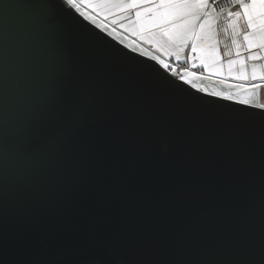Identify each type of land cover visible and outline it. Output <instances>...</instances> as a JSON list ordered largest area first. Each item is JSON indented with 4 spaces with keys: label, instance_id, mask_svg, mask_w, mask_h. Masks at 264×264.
<instances>
[{
    "label": "water",
    "instance_id": "95a60500",
    "mask_svg": "<svg viewBox=\"0 0 264 264\" xmlns=\"http://www.w3.org/2000/svg\"><path fill=\"white\" fill-rule=\"evenodd\" d=\"M60 28L96 99L107 102L106 139L56 196L34 191L22 168L0 166V264L84 261L100 248L141 264L171 258L181 243L210 258L258 257L264 127L243 119L258 105L180 84L177 72L85 15L61 17ZM56 62L37 26L0 33V101L18 113L5 139L0 103V144L10 152Z\"/></svg>",
    "mask_w": 264,
    "mask_h": 264
},
{
    "label": "snow or ice",
    "instance_id": "6c2138e0",
    "mask_svg": "<svg viewBox=\"0 0 264 264\" xmlns=\"http://www.w3.org/2000/svg\"><path fill=\"white\" fill-rule=\"evenodd\" d=\"M218 3L220 0H16L15 3L0 7V33L7 34L21 25H35L39 28L40 35L45 37L49 48L54 50L57 60L38 100L28 106L27 118L17 129L20 136L18 144L11 152L6 142L0 144V166L3 172L6 174L10 167H20L26 171L27 183L34 191L46 196H56L76 178L82 167L92 158L96 147L106 139V126L110 119L107 102L96 99L89 86L90 78L64 46L61 17L87 15L88 23L92 24V16L87 12H80L82 5L93 11L115 5L121 12L134 13V22L141 29L146 26L157 28L181 46H189L190 41L191 50L196 52L199 47L196 41L207 42L214 34L218 35L214 26L218 23V17L226 14L228 24L233 27V43L238 49L242 45L235 40V35L241 31L243 45L247 50L264 49V0H224L229 7L217 9L215 5ZM232 6H235V10ZM240 19L244 20L246 30L236 28ZM227 30L224 29L225 32ZM200 51L203 62L204 49L201 48ZM212 51L215 53L214 47ZM237 57L236 60L228 61L229 70L238 63L241 78L246 80L248 77L244 58L239 56V52ZM250 58L260 59L256 52ZM159 63L165 72H169V65L164 60ZM191 75L194 74L185 73L177 75L175 79L183 84ZM251 79L257 80L255 64L252 65ZM260 79L264 80V76ZM188 83L191 86L192 81L189 79ZM249 87L255 92L257 85L252 84ZM215 98H222V94L215 93ZM228 99L232 103L236 102L231 94ZM0 103L5 106L3 124L6 139L7 126L16 124L18 113L6 110V96ZM242 104L245 109L256 107L250 99H245ZM243 119L258 121L264 127V104L258 106L257 112L245 113ZM196 233L198 232L186 233L182 241L190 239ZM39 264L132 262L113 250L100 248L84 261L45 260ZM141 264H264V243L261 244L258 257L249 254L244 258H210L205 253L196 255L187 251L181 243L171 258L145 261Z\"/></svg>",
    "mask_w": 264,
    "mask_h": 264
},
{
    "label": "crops",
    "instance_id": "0c3cea01",
    "mask_svg": "<svg viewBox=\"0 0 264 264\" xmlns=\"http://www.w3.org/2000/svg\"><path fill=\"white\" fill-rule=\"evenodd\" d=\"M232 7L235 10V6ZM81 10L90 14L93 22L108 30L117 38L123 39L127 44H134L140 49V52L158 60L160 58L168 65L172 61L186 63L188 68L182 70V73H193L194 75L189 77L202 85H210V82L214 79H224L230 84L239 85V88L243 90H251L253 95L257 94L258 92L256 90L259 89L260 98H264V80L260 79L261 76H264V49L252 48L247 50L243 45L242 31L240 34L235 35V40L242 45L238 49L236 44L233 43V27L228 24L226 14L220 15L218 17V23L214 26L215 32L218 35L214 34L207 42L203 40L196 41L199 47L196 52H193L190 47V41L188 42L189 46H181L165 36L157 28L146 26L141 29L140 25L134 22V13L130 14L127 11L121 12L115 5L109 6L104 10L97 8L95 11L82 5ZM225 28L228 29L227 32L224 31ZM236 28L246 30L243 19L238 21ZM213 47L215 48V53L212 51ZM201 48L204 49L205 55L203 62L200 59ZM237 52H239V56L243 57L245 61L246 75L248 77L246 80L241 78L240 65L238 63L232 66L231 71L228 67V61L230 59H238ZM253 52L258 53L260 59L252 60L250 56ZM177 55H179V59H177ZM253 64L257 66L256 81H252L251 79ZM252 84L257 85L256 93L249 87Z\"/></svg>",
    "mask_w": 264,
    "mask_h": 264
},
{
    "label": "rangeland",
    "instance_id": "374dc122",
    "mask_svg": "<svg viewBox=\"0 0 264 264\" xmlns=\"http://www.w3.org/2000/svg\"><path fill=\"white\" fill-rule=\"evenodd\" d=\"M80 11L82 13H85L83 10H81V8H80ZM85 16L88 18L87 15H85ZM106 31H108V30H106ZM109 33H111V32H109ZM112 35L115 36L114 34H112ZM118 39L121 40L126 45H128L129 47H131V48H133V49H135L137 51L140 50L134 44H130V43L127 44L123 39H120V38H118ZM160 60H162V59L159 58V61ZM184 74H185V72L182 73V75H184ZM189 79L192 81L193 85L195 84L194 86H196L199 89H203L206 92L213 93V94H215V93H221L223 97H227V98H228L229 94H231L235 98V100L242 101V102L245 99H250V100H252V102L255 105H258V106H259V104H264V98H260V93H259L260 90L259 89L256 90L258 93L253 95L252 92H251V90H248V89L243 90V89L239 88V85L230 84L227 80H224V79L223 80H221V79H214L213 81L210 82L211 84L210 85H207V86L206 85H202L201 83L196 82L195 80H193L190 77L186 78L185 80L188 81Z\"/></svg>",
    "mask_w": 264,
    "mask_h": 264
},
{
    "label": "built area",
    "instance_id": "2783aa9c",
    "mask_svg": "<svg viewBox=\"0 0 264 264\" xmlns=\"http://www.w3.org/2000/svg\"><path fill=\"white\" fill-rule=\"evenodd\" d=\"M215 7L217 9L221 8V7H224V8H227L229 7V5H227L226 3H224V0H220V3L216 4ZM188 68L187 64L186 63H180V62H175V61H172L169 65V69L171 71H175L177 72L179 75H182V70Z\"/></svg>",
    "mask_w": 264,
    "mask_h": 264
}]
</instances>
